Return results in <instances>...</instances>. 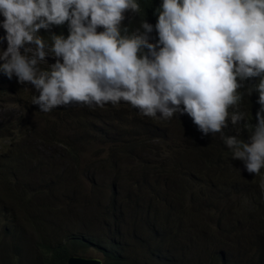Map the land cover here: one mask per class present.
<instances>
[{
	"label": "trees",
	"instance_id": "obj_1",
	"mask_svg": "<svg viewBox=\"0 0 264 264\" xmlns=\"http://www.w3.org/2000/svg\"><path fill=\"white\" fill-rule=\"evenodd\" d=\"M138 2L141 13L128 11L121 27L133 31L141 20H147L153 25L152 42H156L155 24L159 15L156 9L162 0ZM51 33L67 37L69 24L64 23L50 33L45 29L39 32L46 40ZM4 80L0 78V90ZM258 81L259 77L240 81L242 87L238 89L242 96L239 109L247 113L245 119L253 126L258 123L256 113L261 107L257 102L259 93L254 90L249 95L247 88ZM26 94L28 106L32 96L39 95L35 88ZM248 107L255 110L254 114ZM72 109H81L80 115L83 109L84 115L103 113L101 107L80 104L55 108L49 117L45 115L46 124L29 123L27 130L16 134L17 144L10 140L8 146L19 149L16 158L6 153L2 154L4 158L0 156L2 190L5 186L12 187L7 196L19 202L17 207L23 214L22 218L15 217V211L8 205V210L5 207L2 210L0 264H67L72 255L91 257L92 249L102 255L103 264H264V221L255 220L242 203L249 173L243 170V161L232 158L220 133L215 136L212 133L198 150L188 147L195 154L194 159L188 154L182 160L173 159L172 170L181 172L182 177L190 176L192 186L186 180H175L176 185L168 192L155 173L166 167L144 155L141 163L135 162L134 171L128 168L125 159H136L138 153L162 146L153 144L162 138L158 137V128H171L170 121L179 118L174 116H187L186 122L196 137L201 131L189 115L177 113L170 119L153 118L157 122L153 125L150 117L145 120L139 114L133 135L121 133L101 121L80 120L77 127H66L63 118L69 117ZM25 111L19 119L31 118ZM6 126L0 123V133L7 130ZM63 127L68 129L67 135ZM139 132L143 138L137 136ZM249 135L243 134L241 139L248 141ZM88 138L102 143L104 152L107 150L102 157L92 153L89 161L94 163L90 166L86 165L89 158L82 157L88 152L83 146L89 143ZM43 146L54 147L58 154L52 160L58 166H47L40 155ZM27 154L39 158L41 167L23 160ZM195 159L206 162L203 174L200 170L189 173L188 167L197 168ZM235 165L238 171L233 168ZM21 168L23 174L19 173ZM52 168H58L55 176ZM28 169L34 173L32 179L25 177ZM19 177H24L20 184L25 192H17L19 186L13 184L18 183ZM83 182L90 192L85 191ZM188 186L192 190L190 201L195 205L187 211L183 197ZM30 189L36 191L31 195ZM191 218L198 220L192 223Z\"/></svg>",
	"mask_w": 264,
	"mask_h": 264
},
{
	"label": "clouds",
	"instance_id": "obj_2",
	"mask_svg": "<svg viewBox=\"0 0 264 264\" xmlns=\"http://www.w3.org/2000/svg\"><path fill=\"white\" fill-rule=\"evenodd\" d=\"M128 11L141 13L138 0H0L1 33L7 40L6 50L0 51V70L7 75L0 74L7 80L0 102L9 110L0 123L5 116L9 122L19 119L29 108L19 83H28L27 91L37 90L31 103L44 113L72 104L103 108L123 101L138 116L170 119L187 114L203 135L220 133L232 158L244 162L249 190L242 203L261 223L264 0H162L156 9V42L147 20L133 31L122 29ZM64 23L69 24L67 37L51 33L46 40L39 34ZM49 54L58 59L47 60ZM254 77L259 81L247 92L258 91L261 107L253 126L239 109L238 89L240 81ZM248 133V141L241 139ZM98 152L107 154L103 147Z\"/></svg>",
	"mask_w": 264,
	"mask_h": 264
},
{
	"label": "rangeland",
	"instance_id": "obj_3",
	"mask_svg": "<svg viewBox=\"0 0 264 264\" xmlns=\"http://www.w3.org/2000/svg\"><path fill=\"white\" fill-rule=\"evenodd\" d=\"M2 21H3V19H0V22H2ZM5 37H6V33L5 32L1 33V24H0V51H1V49L6 50V48H7V40ZM27 46L28 45H25V47H27ZM21 51H23V48L21 49ZM46 59L47 60H56L58 58L49 54L46 57ZM60 59L62 60V58H60ZM0 64H2V61H0ZM44 67H47V68L50 67V63H47ZM0 74L4 75L5 77L7 76L2 70H0ZM13 76H15V75H13ZM15 78L17 80L16 76H15ZM19 85L24 89V91L26 93V91L28 89V83H24V84L19 83ZM130 106H131L130 104L124 103L123 101L118 105L106 104L102 109V111H103L102 115H98V114H94V113H88V114L84 115V112H85L84 109H83V114L80 115V113H82L81 109H72L69 111L70 112L69 117L63 118V123L66 127L75 128V127H77V123L80 120H81V122L84 120L86 122H88V120L101 121L103 123H106L107 125H109L110 127L114 128V129L120 130L121 133L125 131L127 134L135 135V130H136L135 121H139V119H138V114L136 112H134L132 109H130L129 108ZM11 107H12V109H17V108H19V105L15 104V105H12ZM7 111H9V110H8L5 102L1 100V102H0V117L2 115H4ZM25 113L29 114L31 116V118H27L25 116H22V119H14L10 122H9V118L7 116L1 118V121L3 123L7 124V126H6L7 130L4 133H0V156L2 158H4V156L2 155L3 153H6L9 157L14 156L16 154H19L18 153L19 149H17V146L11 148L8 145H10V140L14 144L18 143V139L15 138L16 134L19 133L22 129L27 130L26 125H28V123H32L33 126H36V125L42 126V125L46 124V122H44L45 121V115L47 114L49 117V113L41 112L39 109V106L34 105L32 103L29 104V108H27ZM158 115L155 118H157ZM141 116L145 120L147 119L146 116H143V115H141ZM152 119L153 118L150 119V122H151V124L155 125L157 122L155 120H152ZM187 119H188L187 117L174 118L169 123L171 128H169L167 130H163V128L160 126L158 128L157 134H158V137H162V138L160 139V141L153 142V144H154V146H156V145L160 146L162 144V146L155 147L153 151L152 150H149V151L145 150V152L142 154L138 153V156H136V159H133V158L125 159L126 163L128 164V168H132L134 170L135 162L140 161V163H141L142 156L145 155L146 158L149 159V161H151V162L153 161V163H155V164L157 163L158 165H163L164 167H166L165 170L155 172L159 176V180H160L159 184H161L163 186L165 191L170 192L171 189H173L172 186L176 185L175 180H186V182L188 184L191 183V186H192V182L188 181L190 176L182 177L180 175L181 172L172 170L173 162H174L173 159L174 158H180L182 160L183 159L182 157H185L187 154L191 159H194L195 154L191 150H189V148L192 150H198L201 147V145L204 144L203 140L209 139V136H211L212 133L209 132L207 135H203L202 133L199 132L196 135V137H194L193 136L194 135L193 130L191 129V127L186 122ZM66 127H63L65 135H67L69 133V131ZM41 128H43V127H41ZM60 129L61 128H59V131H60ZM137 136L139 138H143V135L141 132H139L137 134ZM88 141H89V143H84V145H83L85 148H87L85 150V151H88L87 155H84L82 157L83 158L88 157L89 159L86 161V165H89V164L91 165L94 162L91 163V161H89L90 155L92 153L99 155L98 151L100 150L102 143L99 144L98 142H94L90 138H88ZM64 148L66 149V147H64ZM58 151H60V147H58ZM105 153H107V152H105ZM57 154H58L57 152L55 154L54 147H44L43 146V148L40 149V155L42 156V158H44L46 160L44 162H46L47 166H50L53 164L58 166V162L55 160H52L55 157H57ZM16 157H17V155L14 156L13 158H16ZM22 159L25 160L26 162H28L31 166L41 167L42 162L37 157H34V156L27 154L26 157L22 158ZM195 165L197 166V168H192V166L188 167L189 173L191 172V174H193L196 171L200 170V173L203 174V170L206 169V167H207L206 162H204L201 159L200 160L195 159ZM20 167H22V166H20ZM233 168L236 171L239 170L236 165L233 166ZM52 169H55V171L52 173V175L55 176L57 171H58L57 170L58 168H52ZM1 172H2V170H0V176L2 175ZM19 173L23 174L22 168H21V171ZM25 173H26L25 177H27L29 179L33 178L34 173L32 170L28 169V171ZM210 173H212V171H210ZM20 179L23 180V182H24V177H19L18 183L17 182L13 183L14 185L17 184L15 186H19V188H17V192L18 191H24L23 185L20 184V182H22ZM83 184L85 186V191L90 192L91 189L85 185L86 183L83 182ZM100 184H102V183H100ZM1 186H3V184L0 181V203L1 204L3 203L2 205L0 204V227L2 226V210L4 207L7 209V207H6L7 205L13 208V210L15 211L14 212L15 217H17L18 215L20 216V218L23 217L21 210L17 207V204H19V202H16L14 199L11 200L7 196V195L12 193V191H11L12 187L6 188V186H5V190H2ZM35 191H36V189H30L29 194L32 195V193H34ZM23 194L24 193H22L20 196H22ZM242 194L246 196L247 192L244 190V191H242ZM191 195H192V190H191V187L188 186L185 189V193H184V197H183V199H184L183 200V202H184L183 206H185L187 211L190 209L192 210V207L195 205V202L190 201ZM35 202L36 201H29L30 204H34ZM206 216L208 217V215H205V217ZM188 220L189 219L187 218L186 221L188 222ZM190 220L193 223L195 220H198V218H196V219L191 218ZM89 256H91V257H102V255L94 249H92L90 251ZM205 263H207V262H205Z\"/></svg>",
	"mask_w": 264,
	"mask_h": 264
},
{
	"label": "water",
	"instance_id": "obj_4",
	"mask_svg": "<svg viewBox=\"0 0 264 264\" xmlns=\"http://www.w3.org/2000/svg\"><path fill=\"white\" fill-rule=\"evenodd\" d=\"M67 264H103V259L100 257H84L72 255L70 256Z\"/></svg>",
	"mask_w": 264,
	"mask_h": 264
}]
</instances>
